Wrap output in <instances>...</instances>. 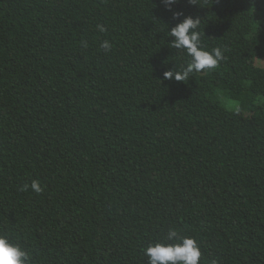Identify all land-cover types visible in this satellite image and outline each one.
Wrapping results in <instances>:
<instances>
[{
  "label": "trees",
  "instance_id": "trees-1",
  "mask_svg": "<svg viewBox=\"0 0 264 264\" xmlns=\"http://www.w3.org/2000/svg\"><path fill=\"white\" fill-rule=\"evenodd\" d=\"M186 16L225 59L165 80ZM0 235L29 264L184 238L198 264H264V0H0Z\"/></svg>",
  "mask_w": 264,
  "mask_h": 264
},
{
  "label": "clouds",
  "instance_id": "clouds-1",
  "mask_svg": "<svg viewBox=\"0 0 264 264\" xmlns=\"http://www.w3.org/2000/svg\"><path fill=\"white\" fill-rule=\"evenodd\" d=\"M179 0H163L166 7L171 10V5L178 3ZM182 13H174L175 18H179ZM200 23L199 18L186 16L184 19L171 27L169 36L173 49L185 51L190 57L189 62L181 70H167L163 73L165 80H174L176 82H185L194 72H201L205 69H215L221 61L225 59L220 48H214L211 52L204 50L201 45V34L198 31ZM97 29L104 32L103 25L98 24ZM84 47H87V43ZM100 47L108 53L112 45L108 40H104ZM29 185L22 186V190H27ZM33 192L39 194L42 191L39 181L33 180L31 185ZM177 237L175 231H170L167 239L173 240ZM148 257V264H198L201 252L197 242L192 238H184L182 243L178 244H160L150 245L144 250ZM29 253L20 245L12 243L6 236L0 235V264H29Z\"/></svg>",
  "mask_w": 264,
  "mask_h": 264
}]
</instances>
